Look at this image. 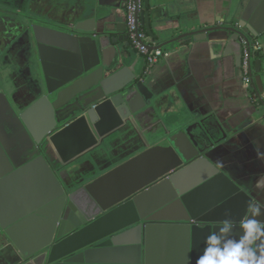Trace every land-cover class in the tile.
Returning a JSON list of instances; mask_svg holds the SVG:
<instances>
[{"label":"water","instance_id":"95a60500","mask_svg":"<svg viewBox=\"0 0 264 264\" xmlns=\"http://www.w3.org/2000/svg\"><path fill=\"white\" fill-rule=\"evenodd\" d=\"M128 1L92 0L93 5L69 9L65 21L39 15L16 20L19 30L0 50L21 70L25 65L37 86L24 101L22 95L10 99L11 88L0 81V236L30 264H155L149 243L163 237L181 241V264H196L206 236L221 222L233 221L238 238L250 205L264 213L263 202L209 159L228 138L215 115L179 119L161 141H148L144 151L100 175L81 184L65 181L56 165L62 161L49 148L58 146L73 124L82 120L86 129H97L104 117L115 115L132 122L154 106V93L143 79L146 58L131 47L127 25L112 28V15L98 14L99 8L125 11ZM86 6H93L97 17L86 18ZM229 11L238 16L234 21L172 41L155 31L151 0H143L135 19L150 50L222 33L223 56L241 66L244 45L264 36V0L231 5ZM76 51L79 70L71 72L68 56ZM139 58L141 71L134 65ZM51 62L59 73L50 70ZM262 68L258 59L254 90L261 100Z\"/></svg>","mask_w":264,"mask_h":264},{"label":"crops","instance_id":"0c3cea01","mask_svg":"<svg viewBox=\"0 0 264 264\" xmlns=\"http://www.w3.org/2000/svg\"><path fill=\"white\" fill-rule=\"evenodd\" d=\"M47 1L49 3L40 7L43 13L40 16L65 21L69 9L85 7L92 0ZM237 1L151 0L155 19L152 25L155 31L165 32L164 41H172L193 31L234 21L238 16H233L229 8L237 5ZM98 14L112 15V28L127 21L126 10L99 8ZM85 17H97L93 6L87 7ZM223 39L222 33L215 32L206 41L196 42L193 38H186L168 46L169 57L143 77L155 96L149 115L143 114L132 122H123L117 115L107 116L97 129L90 125L86 129L83 123V141H58V146L50 145V154L62 161H57L56 165L61 164L65 181L72 185L81 184L92 174L100 175L113 163L125 161L130 155L144 151L148 141H161L167 127L179 119L215 115L225 127L228 138L209 154V159L253 198L264 203V191L256 187L264 177V94L261 100L254 87L251 90L243 85V73L235 58L223 56V45L219 42ZM260 43L264 47V36ZM79 57L77 51L68 56L71 72L79 70L75 66ZM51 64L50 70L59 73L52 69L57 66ZM134 65L141 71L143 60L139 58ZM145 71L146 67L144 74ZM262 77L264 83V63ZM52 78L60 82V77ZM20 87L22 91L26 89L25 84ZM259 216L264 221V215ZM148 249L155 254V264L183 262V247L178 239L171 241L163 237L149 243ZM0 264H30V260H25L9 241L0 236Z\"/></svg>","mask_w":264,"mask_h":264},{"label":"flooded vegetation","instance_id":"af4514ba","mask_svg":"<svg viewBox=\"0 0 264 264\" xmlns=\"http://www.w3.org/2000/svg\"><path fill=\"white\" fill-rule=\"evenodd\" d=\"M59 1L60 0H53V3H59ZM247 1L248 0H238L236 3H247ZM44 3H49V2L47 0H2L0 2V50L1 48L4 49V47H7L9 45V43L13 38L14 32L19 30L18 25H16L14 21L21 20L22 22H26V20L29 19L30 17H35L37 15L40 16L41 14H43L42 11H40V7ZM34 4H35V8H34ZM125 24L127 25V21L125 22ZM127 33H128V28H127ZM261 38L252 41L251 46L247 44L244 45L242 62H241V66H239L244 75L245 53L248 52L249 53L248 66L251 72L253 87L255 86L254 77L256 76L254 73L255 62L258 59H261L262 52L264 49L263 45L260 43ZM129 42L131 44L130 36H129ZM16 64L17 61L15 62L11 60L9 55L4 53L3 56H0V81L3 85L6 84L11 88L12 95L10 94L9 96L10 99H13L14 95L16 96L22 95L21 100L25 101L29 98H32L33 94L37 92V86L36 83L31 80L29 73L27 72L26 66L24 65L23 70H21L22 67L17 66ZM243 75H242V83L245 86ZM22 84L26 85V89L24 91H22L20 87Z\"/></svg>","mask_w":264,"mask_h":264},{"label":"clouds","instance_id":"9594fccd","mask_svg":"<svg viewBox=\"0 0 264 264\" xmlns=\"http://www.w3.org/2000/svg\"><path fill=\"white\" fill-rule=\"evenodd\" d=\"M256 187L264 191V177ZM250 216L239 223L240 235H235V223L221 222V226L205 238L203 254L196 264H264V221L258 205H250Z\"/></svg>","mask_w":264,"mask_h":264},{"label":"built area","instance_id":"2783aa9c","mask_svg":"<svg viewBox=\"0 0 264 264\" xmlns=\"http://www.w3.org/2000/svg\"><path fill=\"white\" fill-rule=\"evenodd\" d=\"M137 8L139 10H142L143 0H139V3L137 4L135 3V0H129L128 3L126 4L127 28L133 49L137 53L145 56L146 58V71L144 74L146 77L148 74H150L151 70L155 66H157L158 64H160L169 57V53L161 49L150 50L144 45V42L146 41L148 36L145 31L139 29L137 26L135 19V13ZM248 61H249V53L246 52L243 80L245 87L252 90L253 86H252L251 72L249 70Z\"/></svg>","mask_w":264,"mask_h":264},{"label":"bare ground","instance_id":"6f19581e","mask_svg":"<svg viewBox=\"0 0 264 264\" xmlns=\"http://www.w3.org/2000/svg\"><path fill=\"white\" fill-rule=\"evenodd\" d=\"M85 129L83 127L82 120L73 124L67 132L62 136V138L59 140L61 143L67 142V141H75V142H81L84 140V133Z\"/></svg>","mask_w":264,"mask_h":264},{"label":"rangeland","instance_id":"374dc122","mask_svg":"<svg viewBox=\"0 0 264 264\" xmlns=\"http://www.w3.org/2000/svg\"><path fill=\"white\" fill-rule=\"evenodd\" d=\"M262 58H263V57H261V59H262ZM262 61H263V63H264V58H263V60H262Z\"/></svg>","mask_w":264,"mask_h":264}]
</instances>
